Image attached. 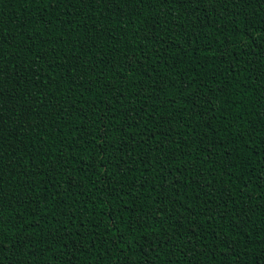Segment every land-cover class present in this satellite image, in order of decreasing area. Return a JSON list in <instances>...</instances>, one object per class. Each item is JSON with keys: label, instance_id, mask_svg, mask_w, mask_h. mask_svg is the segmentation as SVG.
<instances>
[{"label": "trees", "instance_id": "obj_1", "mask_svg": "<svg viewBox=\"0 0 264 264\" xmlns=\"http://www.w3.org/2000/svg\"><path fill=\"white\" fill-rule=\"evenodd\" d=\"M0 264H264V0H0Z\"/></svg>", "mask_w": 264, "mask_h": 264}]
</instances>
